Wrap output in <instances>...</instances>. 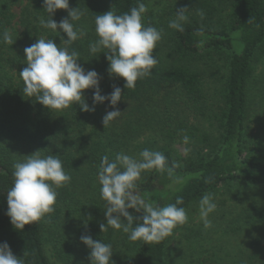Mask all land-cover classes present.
Masks as SVG:
<instances>
[{"label":"trees","instance_id":"obj_1","mask_svg":"<svg viewBox=\"0 0 264 264\" xmlns=\"http://www.w3.org/2000/svg\"><path fill=\"white\" fill-rule=\"evenodd\" d=\"M147 1L69 0V9L84 13L73 22L84 34L65 46V33L40 25L50 18L43 0H0V243L7 242L23 264H52L50 250L60 264H90L81 235L112 245L114 264H170L172 234L146 244L130 241L122 230H100L106 224L101 158L123 153L140 159L144 149L163 153L167 165L163 172H142L136 193L161 207L180 196L178 207L186 212L205 194L219 195L221 207L230 203L233 212L230 218L223 214L219 236L208 239L205 249L194 248L191 261L183 255L180 264H264V0H164L157 11ZM138 2L147 7L143 24L162 31L153 51L159 62L126 89L123 78L109 75L105 53L91 54L89 44L97 39V15L112 8L120 15ZM180 8L188 9L183 32L169 27ZM52 18L70 19L64 9ZM5 31L13 44L3 41ZM38 38L79 53L78 63L100 75L101 94L120 87L121 100L115 107L97 104L94 112L82 111L79 103L50 111L24 96V49ZM93 92L83 93L90 107ZM113 110L121 115L105 129L102 118ZM174 142L185 144V155ZM38 150L42 157L58 155L71 181L57 189L53 213L16 230L6 215L13 166Z\"/></svg>","mask_w":264,"mask_h":264},{"label":"clouds","instance_id":"obj_2","mask_svg":"<svg viewBox=\"0 0 264 264\" xmlns=\"http://www.w3.org/2000/svg\"><path fill=\"white\" fill-rule=\"evenodd\" d=\"M43 9L49 19H40V25L66 34L61 44L68 46L77 41L83 31L74 27L84 14L78 8L69 9V0H43ZM58 9L68 10V17L57 23L52 16ZM147 7L138 2L129 12L117 15L113 8L95 18L97 39L89 44L91 54L105 53L109 61L110 76L123 78L126 89H133L138 79L150 76L158 60L153 55L162 31L154 26H145L142 22ZM187 8L176 10L175 18L169 27L184 31V23L188 21ZM203 18V12L198 13ZM60 31H58L60 33ZM3 41L13 44L8 31L3 33ZM58 46L55 40L38 38L36 43L24 49L27 67L19 72L23 80L22 92L50 111H60L79 103L84 112H94L97 104L108 101L115 107L121 100L122 90L114 87L110 94L102 95L100 75L94 70H85L79 63V53L69 52L67 47ZM86 89H94L93 105L90 107L83 98ZM121 115L118 110L108 111L102 118L105 129L110 122ZM184 143L188 137L183 138ZM135 159L123 153H117L114 159L108 155L101 158L98 171L100 196L105 201L106 224H100L101 232L111 227L128 234L132 242L159 243L173 233L178 226L188 221L183 198L177 196L174 204L163 207L145 198L134 190L141 173L146 170L166 169L167 158L159 151L144 149ZM23 162L14 164L13 185L7 193V212L10 223L16 230H23L25 225L34 224L47 214L55 211L57 189L71 181L58 155L42 157L40 150L26 156ZM171 170L169 169V174ZM199 215L204 227L210 228L209 215L216 210L212 194H205L199 201ZM129 209L139 213L130 214ZM135 223V226L134 225ZM81 242L89 249L90 264H114L112 245L93 240L91 235H81ZM0 264H23L11 251L7 242L0 243Z\"/></svg>","mask_w":264,"mask_h":264},{"label":"rangeland","instance_id":"obj_3","mask_svg":"<svg viewBox=\"0 0 264 264\" xmlns=\"http://www.w3.org/2000/svg\"><path fill=\"white\" fill-rule=\"evenodd\" d=\"M108 2L109 0H105ZM147 4L152 8V10H159L160 6L164 4V0H148ZM261 68V66H260ZM173 149L181 154H186V147L184 143L174 142L172 144ZM219 197V195H218ZM215 197L214 202L217 207L216 210L209 215V220L211 221V227L205 228L203 222L199 215V203L195 205L194 209L187 212L188 221L182 226H178L173 230L172 237L169 243L168 257L170 264H180L183 255H188L189 260L191 257H196L197 252H194V248L203 249L208 246L209 240L211 238H216L221 234L222 227L224 226L225 217L222 218L223 214L227 217H232L233 212L229 208L230 203H227V208L221 207L220 198ZM223 200V197L221 198ZM231 211V212H230ZM223 223V225L221 224ZM246 234L240 236L241 241H246ZM193 249V250H192ZM49 258L52 264H60L55 258L50 250Z\"/></svg>","mask_w":264,"mask_h":264}]
</instances>
